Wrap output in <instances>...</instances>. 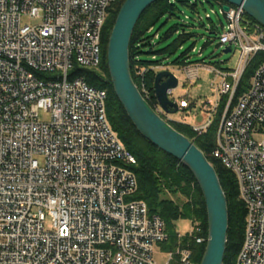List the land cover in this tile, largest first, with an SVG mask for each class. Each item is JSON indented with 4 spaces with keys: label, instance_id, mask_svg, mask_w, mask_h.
I'll return each mask as SVG.
<instances>
[{
    "label": "built area",
    "instance_id": "2783aa9c",
    "mask_svg": "<svg viewBox=\"0 0 264 264\" xmlns=\"http://www.w3.org/2000/svg\"><path fill=\"white\" fill-rule=\"evenodd\" d=\"M117 1L0 0V264H159L153 254L169 237L166 222L133 198L136 158L109 121L106 91L72 72L100 65ZM220 7L227 24L219 43L239 49L240 58L233 70L207 66L220 80L219 98L203 106L209 118L193 129L206 131L227 96L213 155L235 174L246 205L234 264H264V61L235 99L250 61L264 52V26L241 6ZM178 67L191 84L203 66ZM140 91L150 98L143 81ZM176 101L190 105L188 96ZM153 108L172 121L158 100ZM201 233L193 224L178 236L201 244L208 240ZM192 254L190 242L179 243L165 264H194Z\"/></svg>",
    "mask_w": 264,
    "mask_h": 264
},
{
    "label": "trees",
    "instance_id": "16d2710c",
    "mask_svg": "<svg viewBox=\"0 0 264 264\" xmlns=\"http://www.w3.org/2000/svg\"><path fill=\"white\" fill-rule=\"evenodd\" d=\"M124 1H117L110 9L103 31L100 65L97 68L76 66L72 72L82 75L90 85L106 91V107L109 121L127 150L136 158V163L129 166L138 178V191L133 198L145 200L149 206L150 213L158 214L165 220L169 237L162 244H164V247L168 251H172L176 249L179 243L185 244L190 242L193 251L192 261L194 264H200L207 242L196 243L187 235L179 238L176 225V222L180 219H189L194 225L199 224L202 227L200 235L204 237L208 236L207 208L199 184L188 166L173 155L157 147L137 130L113 88L108 69V41L116 16ZM198 1L200 0H157L146 9L135 26L130 42L131 74L134 82L140 89L142 81L144 82L150 93V98H147V100L152 106L157 102L155 78L160 71L157 67L169 65L183 66L192 62L188 60L187 51L183 52L171 64H164L158 58L159 55L164 57L172 55L177 49L181 48L182 43L189 37L185 32L179 34L169 45L156 50L154 44L151 42L153 35L148 36V33L152 32L154 25L167 13L170 16L175 15L174 11L178 8L177 3L195 9L197 8ZM215 1L220 6H223L225 3L223 0ZM246 16L252 22H257L248 14ZM218 30L219 28L214 25L213 33L219 34ZM175 31H178L177 26L170 29L164 37L159 38L161 40L166 39ZM145 46H150V50L144 52L142 49ZM145 53L153 55L152 60L143 59L141 55ZM263 61V51L257 53L252 58L244 72L235 99L247 90L255 69ZM141 69H146L143 75L138 73ZM226 98L227 96L223 98L212 125L202 133H198L193 129L192 125L187 123L175 121H171L170 123L177 130L188 136L204 152L216 168L227 197L229 209L227 248L223 264H234L243 242L246 205L240 196L235 174L212 155L216 145L219 120L224 110Z\"/></svg>",
    "mask_w": 264,
    "mask_h": 264
},
{
    "label": "water",
    "instance_id": "95a60500",
    "mask_svg": "<svg viewBox=\"0 0 264 264\" xmlns=\"http://www.w3.org/2000/svg\"><path fill=\"white\" fill-rule=\"evenodd\" d=\"M157 0H125L116 16L107 49L108 69L115 94L137 130L160 149L173 155L193 172L203 194L208 217V240L200 264H223L229 229L227 197L214 165L204 152L185 134L156 112L134 82L130 67V42L142 14ZM223 9L241 6L246 14L264 26V0H223ZM232 47L224 49L230 52ZM179 79L169 68L155 78V94L169 114L181 108L169 91Z\"/></svg>",
    "mask_w": 264,
    "mask_h": 264
},
{
    "label": "rangeland",
    "instance_id": "374dc122",
    "mask_svg": "<svg viewBox=\"0 0 264 264\" xmlns=\"http://www.w3.org/2000/svg\"><path fill=\"white\" fill-rule=\"evenodd\" d=\"M178 8L175 9L173 16L167 13L155 25L152 32L148 36L153 35L151 42L154 48L161 49L169 45L179 34L185 32L189 35L188 39L182 43V47L177 49L172 55L162 56L158 58L164 64H171L183 52L187 51L188 60L193 63L202 65L200 69V78L188 84L185 74L178 66L169 65L170 69L176 73L179 78V85L173 90L172 99L179 100L182 97L188 96L190 105L182 108L176 113H172L170 118L172 121L187 123L192 126L204 124L209 118L208 110L204 109V105L209 103L214 105L219 98L217 86L219 78L216 74L209 71L208 65H219L226 69H235L240 58V50L224 52L225 47L219 43L220 32L225 30L227 19L220 5L215 0H200L197 8L192 9L188 6L177 3ZM40 19L24 18V23H38ZM219 28V34L213 33V26ZM224 25V27H223ZM177 26L178 31H175L166 39L161 40L159 37H164L165 34ZM144 52L150 50V46H145L142 49ZM151 54L145 53L141 57L146 60H152ZM43 120H49L50 116L41 112ZM214 119V115L212 117ZM260 137L258 136V139ZM177 231L181 234H186L192 228V221L189 219H180L176 222ZM52 226L50 216H47L46 227ZM168 250L164 244H156L153 259L159 264H165Z\"/></svg>",
    "mask_w": 264,
    "mask_h": 264
},
{
    "label": "bare ground",
    "instance_id": "6f19581e",
    "mask_svg": "<svg viewBox=\"0 0 264 264\" xmlns=\"http://www.w3.org/2000/svg\"><path fill=\"white\" fill-rule=\"evenodd\" d=\"M212 155H213V152H212ZM214 156V155H213ZM215 157V156H214Z\"/></svg>",
    "mask_w": 264,
    "mask_h": 264
},
{
    "label": "crops",
    "instance_id": "0c3cea01",
    "mask_svg": "<svg viewBox=\"0 0 264 264\" xmlns=\"http://www.w3.org/2000/svg\"><path fill=\"white\" fill-rule=\"evenodd\" d=\"M193 226V225H192Z\"/></svg>",
    "mask_w": 264,
    "mask_h": 264
}]
</instances>
